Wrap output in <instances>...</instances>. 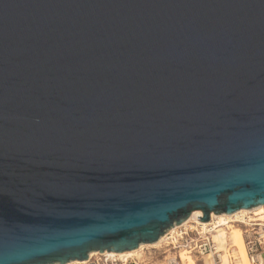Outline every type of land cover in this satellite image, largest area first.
Returning a JSON list of instances; mask_svg holds the SVG:
<instances>
[{
	"label": "water",
	"instance_id": "95a60500",
	"mask_svg": "<svg viewBox=\"0 0 264 264\" xmlns=\"http://www.w3.org/2000/svg\"><path fill=\"white\" fill-rule=\"evenodd\" d=\"M261 205L264 0H0V264Z\"/></svg>",
	"mask_w": 264,
	"mask_h": 264
},
{
	"label": "bare ground",
	"instance_id": "6f19581e",
	"mask_svg": "<svg viewBox=\"0 0 264 264\" xmlns=\"http://www.w3.org/2000/svg\"><path fill=\"white\" fill-rule=\"evenodd\" d=\"M263 211L264 205H261L247 210L241 209L232 214H216L208 222L203 224L192 219L186 220L169 229L155 243L140 244L137 249L123 253H112L107 251L102 253L90 252L88 254V259L91 257L104 256L111 261H120L122 263H126L127 260L132 258L138 260L143 257L145 250H155L165 244V236L170 235L172 237L179 227H189L190 229H197L198 227L204 230L206 227L210 226L214 233V239L218 242L219 250L222 251L220 255L221 264H249L242 232L239 225H235V223L259 221L263 218ZM177 233L178 232H176V234ZM174 239H176V237H174ZM179 259L181 264H210L206 259L202 260L203 263H198L200 261L190 256L186 251H181L179 253ZM234 261H236V263H234ZM67 264H86V261H71Z\"/></svg>",
	"mask_w": 264,
	"mask_h": 264
},
{
	"label": "built area",
	"instance_id": "2783aa9c",
	"mask_svg": "<svg viewBox=\"0 0 264 264\" xmlns=\"http://www.w3.org/2000/svg\"><path fill=\"white\" fill-rule=\"evenodd\" d=\"M262 217L259 221L235 223L240 226L249 264H264V211ZM176 232L172 237L165 236V244L173 251L174 257H166L163 264H181L179 259L181 251L188 252L195 259L199 258L201 262L206 259L210 264H221L222 251L219 250L210 226L204 230L198 227L197 229L179 227ZM86 264H127V262L111 261L104 256H98L87 259Z\"/></svg>",
	"mask_w": 264,
	"mask_h": 264
},
{
	"label": "rangeland",
	"instance_id": "374dc122",
	"mask_svg": "<svg viewBox=\"0 0 264 264\" xmlns=\"http://www.w3.org/2000/svg\"><path fill=\"white\" fill-rule=\"evenodd\" d=\"M166 257L167 258L174 257V254L173 251H171V249L166 244H163L158 249L145 250L144 255L141 259L137 260L132 258L127 260V264H163V261ZM197 260L200 261L199 258ZM198 263H203V262L200 261ZM234 263H236V261H234Z\"/></svg>",
	"mask_w": 264,
	"mask_h": 264
}]
</instances>
